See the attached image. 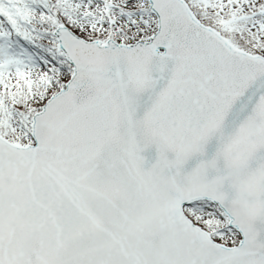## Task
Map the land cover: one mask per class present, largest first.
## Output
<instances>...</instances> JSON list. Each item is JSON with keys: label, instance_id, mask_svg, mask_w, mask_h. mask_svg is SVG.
I'll use <instances>...</instances> for the list:
<instances>
[{"label": "snow or ice", "instance_id": "6c2138e0", "mask_svg": "<svg viewBox=\"0 0 264 264\" xmlns=\"http://www.w3.org/2000/svg\"><path fill=\"white\" fill-rule=\"evenodd\" d=\"M0 264H264V0H0Z\"/></svg>", "mask_w": 264, "mask_h": 264}]
</instances>
